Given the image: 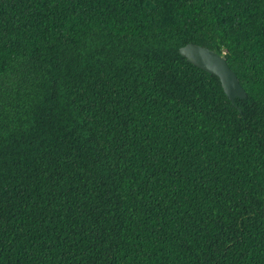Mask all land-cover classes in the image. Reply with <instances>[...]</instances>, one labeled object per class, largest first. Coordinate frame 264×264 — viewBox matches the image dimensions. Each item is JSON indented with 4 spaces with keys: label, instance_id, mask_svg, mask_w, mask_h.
<instances>
[{
    "label": "trees",
    "instance_id": "obj_1",
    "mask_svg": "<svg viewBox=\"0 0 264 264\" xmlns=\"http://www.w3.org/2000/svg\"><path fill=\"white\" fill-rule=\"evenodd\" d=\"M0 264H264V0H0Z\"/></svg>",
    "mask_w": 264,
    "mask_h": 264
},
{
    "label": "water",
    "instance_id": "obj_2",
    "mask_svg": "<svg viewBox=\"0 0 264 264\" xmlns=\"http://www.w3.org/2000/svg\"><path fill=\"white\" fill-rule=\"evenodd\" d=\"M179 53L193 65L218 76L222 88L231 102H234L236 97H246V92L239 83L235 72L229 67L222 54L191 42L180 46Z\"/></svg>",
    "mask_w": 264,
    "mask_h": 264
}]
</instances>
